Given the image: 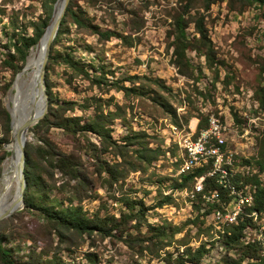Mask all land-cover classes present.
Instances as JSON below:
<instances>
[{"label":"rangeland","instance_id":"374dc122","mask_svg":"<svg viewBox=\"0 0 264 264\" xmlns=\"http://www.w3.org/2000/svg\"><path fill=\"white\" fill-rule=\"evenodd\" d=\"M43 1L45 0H0V60L5 51H12L11 46L3 45H8L13 31L32 33L30 22L44 16ZM73 1V9L76 11L80 7L86 21L100 31L109 29L126 35V41L123 42L116 35L108 39L99 37L95 31H90L91 28L78 27L67 19L61 26L62 32L52 51L69 52L83 63L102 66L109 71L105 74L107 82L121 80L124 85H134L133 87L140 88L142 92L125 95L111 86H90L89 81L80 75L70 77L68 81V68L54 64L47 72L53 97L59 101L72 100L78 103L91 95L100 97L104 112L108 108L117 109L120 113L110 123L111 137L119 143H123L124 135L144 132L143 137L127 144L128 151L123 157L115 156L113 152L100 154L110 162L119 163L121 176L109 185L103 181V174H90L94 180L90 196L82 199L79 204L88 212L98 210L101 214L108 213L119 218L121 212L127 210L121 200L123 197L141 199L149 207L145 218L150 225H163L168 228L180 226L182 229L170 236V245L161 249H149L142 240H131L128 243L125 240L126 232H123V239L110 235L102 237L93 233L77 238L74 236L71 243L59 241L54 232L46 233L42 228L36 234L37 221L40 223L41 220L35 214H23L12 222L2 223L1 226L10 228L15 225V242L24 245L20 254L26 253L32 243L27 238L35 236L40 245L36 251L44 246L50 250L46 257L55 252L71 264H87L88 254L94 256V264H179L176 258L184 247L179 240L183 236L192 247L204 242L208 248L199 264H218L224 248L215 239L218 235L206 234L204 226H212L210 233L219 224H213L210 214L205 216L201 227L199 223L187 222L195 214L190 199H187L190 183L187 191L174 189L172 185L179 181L175 159L180 158L182 161L187 126L172 125L176 123L166 109L168 105L175 109L178 125L188 123L192 117L213 113L228 121V129L243 127L238 135L228 134L226 143L222 144L224 154L228 156V162L222 165L230 162L234 165L232 155H237L238 160L247 159L249 165H254L252 155L256 149V138L264 130V108L258 107L253 100L254 89L264 76L261 74V68L264 67V8L258 5L241 6L239 3H235V8H230L226 0H217L208 3V6L199 1L191 3L188 14L203 15L204 25L219 62L215 64L217 74H214L213 69L206 67L204 55L197 54L193 49L187 50V59L195 67L194 77H189L178 72L172 61V47L169 45L172 39L169 31L173 28V14L181 11V0ZM240 6L242 11L238 10ZM188 23L189 37L198 36L194 31V22ZM132 75L137 77L134 83L129 79ZM195 77H198L197 80ZM9 78L10 71L0 67V85ZM7 93L8 90H0L3 105ZM108 98L111 99L110 105L105 104ZM89 111L90 108L86 113ZM233 112L245 119L242 126L235 123ZM69 113L80 115L82 112L75 107L72 111H66V114ZM247 124L248 127H245ZM49 133L60 149L69 151L73 148L70 135L62 129L51 127ZM88 135L100 146V138L96 134ZM27 141L37 142L31 129L28 130ZM145 141L148 147H160L164 151L150 164L138 160L133 152V149ZM80 153L84 161H93L90 156L83 154V148ZM239 162L241 167L245 166L244 162ZM84 166L92 168V165ZM231 168L236 170V165ZM259 176L263 178L264 185V172ZM49 195L59 199L65 196L56 190L49 191ZM165 195H170L171 202L154 207ZM263 221L261 214L256 216L258 231L254 235L261 232L259 235L264 242ZM133 223L134 220L129 221L127 227L132 236L142 238L143 235L151 233L146 222H141L139 231L131 226ZM37 243L34 245H38ZM165 252L171 253V256L165 255ZM164 257H169L170 262L167 263ZM251 264L264 263L253 261Z\"/></svg>","mask_w":264,"mask_h":264},{"label":"trees","instance_id":"16d2710c","mask_svg":"<svg viewBox=\"0 0 264 264\" xmlns=\"http://www.w3.org/2000/svg\"><path fill=\"white\" fill-rule=\"evenodd\" d=\"M55 0H46L42 3L44 16L37 21L30 22L32 28L31 34H26L19 31H13L9 37L8 45L11 46V50L4 52L3 57L0 60V67L10 71V78L4 81L0 85V90L5 92L11 86L12 80L18 70H20L25 61L26 56L30 48L38 40L44 27L46 26L48 19L52 12L53 2ZM214 3L217 0H181L182 9L173 14V28L169 31V36L172 39L169 45L172 47L171 55L173 57V63L183 75L194 77L192 66L187 59V50L193 49L199 55H204L205 64L207 68L213 69L214 74H217L216 62H219L215 57V49L209 38L207 28L203 22V15L198 13L196 15L188 14L191 3ZM222 1V0H219ZM230 8H235V3L244 5H258L264 8V0H226ZM75 2L70 0L66 6L64 15L62 16L59 29L54 37L48 55V60L45 66V82L46 91L48 94V108L42 118L37 123L31 126L29 129L33 130L37 137V142L33 143L26 141L24 145L25 160H24V175H25V188H24V206L19 211H16L0 220V264H71L65 262L60 256H57L55 252H52L50 257L46 255L50 252L44 246L36 251L37 237H28L32 241L28 247L26 253L20 254L24 245L19 242H15L14 234L15 225L10 228H3L2 223L12 222L14 218L23 216V214H35L36 218L40 219V223L37 221L35 231L39 233L41 228L46 232H54L59 241L71 243L74 240V236L83 237L84 235H91L98 233L102 237L104 236H116L123 239V232H126L125 240L130 243L131 240H142L145 243V247L149 249H161L170 245V236L179 232L182 227L173 226L166 227L163 225L153 226L146 221V212L149 207L144 204L141 199L123 197L122 203L125 204L127 210L122 211L120 217H114L108 213L101 214L96 210L88 212L84 207L79 204L82 199L90 196L91 189L94 185V180L90 174L93 172L101 176L103 174V181L106 184L111 185L113 181L120 178L121 172L118 168L119 163L117 161L110 162L109 159L102 157L100 154L104 152H113L115 156L123 157L124 153L128 151L127 144H132L138 137H143L144 132H133L128 135L122 136L123 143L117 142L111 137L110 123L113 118L120 115L117 109L103 110L102 100L100 97L91 95L84 97L81 103L72 100H57L53 97L51 91V83L47 77V72L52 68L54 64H61L64 68H68L70 77L80 75L82 78L89 81L90 86H97L98 88L103 85L114 87L116 90H121L125 95L130 93L139 94L142 92L140 88L133 86H126L121 80H113L107 82L105 74L106 71L102 66H95L92 63H83L79 59H76L69 52L52 51L53 46L58 41V38L62 32L61 26L69 19L78 27L91 28L90 31H95L99 37L108 39L112 35H116L123 42L126 41L127 36L121 33L114 32L109 29L100 31L96 26L90 24L83 17V11L80 7L73 9ZM241 6L238 10L241 9ZM242 11V10H240ZM185 14H188L186 17ZM194 22V31L198 36L193 35L189 37L187 31L188 22ZM88 66V67H87ZM261 74H264V67L261 68ZM200 71V70H199ZM135 75L129 77L132 83L135 82ZM198 77H195L197 80ZM161 85V84H160ZM253 100L258 104V107L264 108V76L261 77V82L254 89ZM110 98L105 101L106 105H110ZM77 107L82 113L75 115L72 113L66 114V111H72ZM90 108V111H86ZM167 112L171 115L173 121L178 125L175 109L170 105L167 107ZM208 115V114H206ZM206 115H200L197 130L202 127H206ZM235 123L244 124L245 119L239 118L236 112H233ZM51 127L60 128L64 133L70 135L73 148L69 151L60 149L57 143L51 138L49 129ZM0 172L1 162L6 156L7 151L3 146L8 143L11 138L10 128V116L0 100ZM88 133H94L100 138V146L93 142ZM256 149L252 155L254 165H249L247 159L238 158L236 160L244 162L245 166H242L244 170H251L253 167L256 170L251 174L248 171L236 172L232 171L229 174L228 182L235 185L237 188L243 191H249L244 182H252L255 184L254 190V202L250 205H244V212L239 214L234 221L225 225H218L214 231L211 225L204 226L206 234L216 233L218 237H214L222 244L224 253L221 255L218 264H242L243 262L258 261L264 263L261 258V244L255 237V233L258 231V225L251 216L248 215L251 211H256L259 216L264 211V185L263 178L259 176L261 172H264V130L256 138ZM82 144V145H81ZM216 141L212 142V147L215 146ZM175 146H177L175 144ZM206 148H211V143H206ZM83 148L84 153L90 156L93 161L86 162L83 159L80 150ZM223 148V147H222ZM135 157L147 164H150L159 155L164 153L160 147L151 148L148 147L145 142H141L137 148L133 149ZM174 153V152H172ZM237 155H235L236 158ZM208 159H212L211 154L207 155ZM181 159H175V168L179 166ZM236 165V161L234 162ZM84 165H92L89 169ZM212 161L201 166L195 167L188 171V173L180 174L179 181L173 183L174 189H183L190 185L198 178V175L202 173V168L206 166V169L210 171L212 169ZM228 168L234 166L233 164H224ZM231 166V167H230ZM249 168V169H248ZM246 173V174H245ZM222 176L218 172L214 173ZM222 188L229 193V189L223 185L224 178L221 177ZM244 181V182H243ZM59 182V183H58ZM58 183V184H57ZM204 191L209 189L222 193L221 186L214 180V178H205ZM190 187V186H189ZM56 190L65 194L63 198H56V196H50L49 191ZM198 193V197L200 199ZM232 197V195H231ZM171 202L170 195L162 196L161 199L154 205V207H160L165 203ZM213 206V205H212ZM211 203L209 207L207 203L205 206L199 202L193 204L195 214L192 219H188L187 222L199 223L200 227L205 222V216L212 212ZM134 220L131 225L135 230L139 231L141 222H146V226L149 227L151 233L143 235L142 238L138 236H132L128 230L129 221ZM198 230H203L198 228ZM201 232V231H199ZM198 232V233H199ZM212 235V236H213ZM249 237V238H248ZM247 238V242L243 240ZM180 240V245L184 246L181 253L177 255L176 261L179 264H199L203 254L207 251V247L204 242H201L196 247L188 245V240H185L183 236ZM37 243L38 245H34ZM236 249V250H235ZM165 255L171 256V253L165 252ZM88 263L94 264V256L88 254ZM166 262H170L169 257H164ZM81 264V263H73Z\"/></svg>","mask_w":264,"mask_h":264},{"label":"water","instance_id":"95a60500","mask_svg":"<svg viewBox=\"0 0 264 264\" xmlns=\"http://www.w3.org/2000/svg\"><path fill=\"white\" fill-rule=\"evenodd\" d=\"M69 1L70 0H55L53 2L51 15L42 31V34L35 42V44L30 48L23 67L16 72L6 95L7 99L5 100L4 106L10 116L11 138L5 145V150L8 152L9 159L14 167L16 184L14 187L12 200L6 207L0 210V220L8 217L16 211H19L24 206L23 196L26 183L24 175V145L28 140L29 128L44 116L48 108V94L46 91L45 82V66L48 60L51 43L57 34L62 16L64 15L66 6L68 5ZM32 50L33 57L35 58L37 64V71L29 97L31 106L28 110L25 109V106H23L22 108L14 109L8 101V97L13 89L14 91L16 90L15 84L20 80L22 73L26 69L27 58ZM38 103L39 107L35 109V106ZM5 157L3 158V160L5 159ZM2 172L3 171L1 169L0 178L2 176Z\"/></svg>","mask_w":264,"mask_h":264},{"label":"bare ground","instance_id":"6f19581e","mask_svg":"<svg viewBox=\"0 0 264 264\" xmlns=\"http://www.w3.org/2000/svg\"><path fill=\"white\" fill-rule=\"evenodd\" d=\"M37 71V64L35 61V58L33 57V50L29 54L27 58V67L22 73L20 80L15 84L16 90L14 89L11 91L8 101L11 104L12 108H22L25 106V109L28 110L31 106V103L29 101L30 93L32 84L35 80V75ZM39 107V103L35 106V109ZM195 120V119H194ZM191 120L190 125L193 127L195 121ZM185 132V136H186ZM203 133H210V126H206L203 128ZM183 148H184V155L182 157V161L179 164L177 168V175L180 176V174L188 173L189 170L201 166L202 164L206 163L208 159L207 155L211 154L212 156V169L209 172L216 173L218 172L221 174L224 178L223 185L229 189V193L232 195V199H234V211H237L238 214H241L244 212V205H250L252 202H247L245 199V196H249V191H243L242 189L237 188L235 185L229 183L228 177L229 174L233 171L232 168H228L226 165H222V163L228 162V156L224 154L223 148H222V142L216 141L215 146L212 147L213 152L210 151L211 148H206V143H203L202 146H198V148H195V155L199 156V158H189L187 156V152L185 150V138L183 141ZM182 142L180 141L179 144ZM178 144V143H177ZM18 151V149H17ZM206 157V158H205ZM231 167V166H230ZM249 169V168H248ZM2 176L0 178V210L4 207H6L10 201L13 198V191L16 184V178H15V171L13 164L11 163L9 159V155L5 157V159L2 162ZM192 171V170H191ZM246 174V173H245ZM222 181V179H221ZM198 183V178L190 185V188L188 189L190 192L187 195L190 199V205H193L195 202L199 200V202L202 204V206L206 205V201L203 200V197L200 195V199L197 196L198 193H193V189L195 188L196 184ZM184 191H187V187L183 188ZM182 190V189H180ZM208 215V214H207ZM206 215V216H207ZM249 216L253 218L255 221L256 216L258 215L256 211H251L248 213ZM211 218L213 219V224H215V214L214 211L210 213ZM236 217L232 219L234 221ZM257 221V220H256ZM218 224V223H216ZM261 233V232H260ZM259 233V234H260ZM255 235V237L260 241L261 244V250L264 247V242L262 241V237L260 235ZM249 238V237H248ZM245 242H247V238H243ZM222 248V247H221ZM236 250V249H235ZM260 250V251H261Z\"/></svg>","mask_w":264,"mask_h":264},{"label":"built area","instance_id":"2783aa9c","mask_svg":"<svg viewBox=\"0 0 264 264\" xmlns=\"http://www.w3.org/2000/svg\"><path fill=\"white\" fill-rule=\"evenodd\" d=\"M241 116L238 117L240 118ZM191 119H195V123L193 127L190 125ZM191 119L188 123H184V124L181 123L180 125V126H187V133L186 136L184 137H185V150L189 158H199V156L195 155V148H198V146H202L203 143H211L210 151L213 152L212 149L213 141H220L222 143H226V138L228 134L235 133L238 135V132L243 128V127H236V129H228V121L220 119L215 114L210 113L206 115V125H205V126H210V133H203V127L197 130L200 117L199 116L192 117ZM172 125H177V124H172ZM245 127H248V124ZM229 154L232 153L229 152ZM232 160L234 162L236 161V172L240 173V171H248V174H251L252 172L256 171L254 167L251 170H244L243 167H241V162L236 160V158L233 157V155H232ZM207 161H212V159H207ZM201 170L202 173L198 175V183L193 189V193L201 194L203 200L207 202L208 207H209V203H211V206L213 205L211 208L214 211L216 223H218L219 225H225L227 223H231L232 219L239 215L237 211H234V199H232L230 193H228L222 188L221 177L218 174L209 172L208 169H206V166ZM207 177L214 178V180L221 186V188L223 189L221 194L211 189H209L208 191H204V187H205L204 182H205V178ZM244 184L250 188V195L245 196V199L243 200H247V202H254L255 184L252 182H247V183L244 182ZM260 213L263 221L264 211ZM260 256L264 260V247L261 250Z\"/></svg>","mask_w":264,"mask_h":264}]
</instances>
